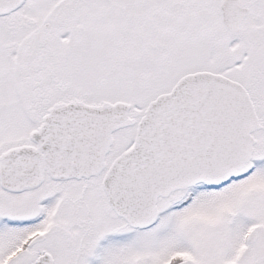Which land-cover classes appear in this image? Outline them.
<instances>
[{"label":"snow or ice","instance_id":"6c2138e0","mask_svg":"<svg viewBox=\"0 0 264 264\" xmlns=\"http://www.w3.org/2000/svg\"><path fill=\"white\" fill-rule=\"evenodd\" d=\"M0 264H264V0H0Z\"/></svg>","mask_w":264,"mask_h":264}]
</instances>
